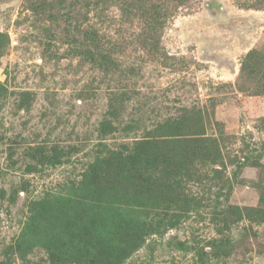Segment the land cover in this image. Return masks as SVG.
I'll use <instances>...</instances> for the list:
<instances>
[{"label": "rangeland", "instance_id": "obj_1", "mask_svg": "<svg viewBox=\"0 0 264 264\" xmlns=\"http://www.w3.org/2000/svg\"><path fill=\"white\" fill-rule=\"evenodd\" d=\"M112 205L161 220L122 264H264V0H0V264H91Z\"/></svg>", "mask_w": 264, "mask_h": 264}, {"label": "trees", "instance_id": "obj_2", "mask_svg": "<svg viewBox=\"0 0 264 264\" xmlns=\"http://www.w3.org/2000/svg\"><path fill=\"white\" fill-rule=\"evenodd\" d=\"M259 59L261 57L258 55ZM154 144L155 141L150 139H141L133 147L131 154L125 155L123 151H111V157L107 158V160L114 162L118 167L116 171L120 170V173L125 172L127 169L129 170L128 174L136 173L137 176H142L146 173V167L149 165L145 154L153 152ZM122 150L126 151V149ZM128 174L123 176L128 177ZM110 180L114 181V178L110 176ZM174 181L178 183V180ZM93 189H95L94 186ZM78 193L77 187L73 185L67 186L52 193L50 200L46 202L52 206L65 205L66 207H71L73 206L74 199H77L79 196L77 195ZM168 201L174 203V199L172 198ZM139 208V210H135L133 206L112 205L110 215L125 222L124 233L118 239L114 238L116 231L113 229L109 230V234L107 235L98 233L97 239H102L104 243L102 246L99 245L93 249L90 256L91 264H122V261L138 248L140 238L147 236L155 226L160 225L159 214L150 215L149 213L142 212V206ZM136 242L138 244L133 245Z\"/></svg>", "mask_w": 264, "mask_h": 264}]
</instances>
